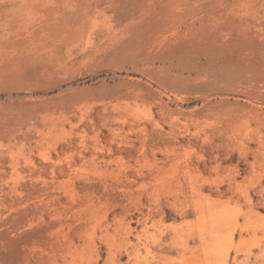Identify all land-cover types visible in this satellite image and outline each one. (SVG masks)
<instances>
[{"label": "rangeland", "instance_id": "1", "mask_svg": "<svg viewBox=\"0 0 264 264\" xmlns=\"http://www.w3.org/2000/svg\"><path fill=\"white\" fill-rule=\"evenodd\" d=\"M0 264H264V0H0Z\"/></svg>", "mask_w": 264, "mask_h": 264}]
</instances>
